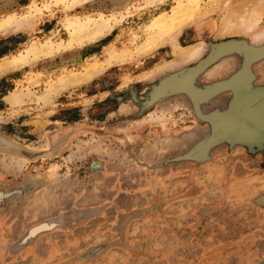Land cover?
<instances>
[{"label":"rangeland","instance_id":"1","mask_svg":"<svg viewBox=\"0 0 264 264\" xmlns=\"http://www.w3.org/2000/svg\"><path fill=\"white\" fill-rule=\"evenodd\" d=\"M188 2L0 0V135L46 154L0 151V264H264V131L227 117L264 91V0L151 27Z\"/></svg>","mask_w":264,"mask_h":264},{"label":"bare ground","instance_id":"2","mask_svg":"<svg viewBox=\"0 0 264 264\" xmlns=\"http://www.w3.org/2000/svg\"><path fill=\"white\" fill-rule=\"evenodd\" d=\"M196 6H197L196 0H189L186 7L180 6V8L176 12H174L170 17H160L159 19L154 20L151 23V27L157 30L158 34L161 32L171 31L174 28L178 29L183 24V22L186 21V19H191L196 15L195 14ZM12 21H14V17L3 19L0 22V28L5 25H10ZM68 25L71 28H73L72 29L73 37L70 41L74 43H80L82 41L89 42L90 40H94L97 36H100L105 29H108L109 27L108 20H101L97 22V21H92L89 18H85L83 21L68 20ZM69 43L71 42H68V44ZM32 47H31V51L29 50L30 52H27L26 55L32 53L31 55L38 56L41 54L43 55L48 53L50 54L52 52V49L50 48V44L47 43L41 44L40 46H32ZM195 50L192 49L191 53L195 52ZM22 60L23 61L25 60L23 55L22 57H20L19 61L22 62ZM18 101H19V96L14 95L12 97V102H18Z\"/></svg>","mask_w":264,"mask_h":264},{"label":"water","instance_id":"3","mask_svg":"<svg viewBox=\"0 0 264 264\" xmlns=\"http://www.w3.org/2000/svg\"><path fill=\"white\" fill-rule=\"evenodd\" d=\"M236 95V100L229 105L227 110L228 120L237 118L243 121L250 131H264V91L239 92ZM0 151L24 160H33L45 154L27 150L2 135H0Z\"/></svg>","mask_w":264,"mask_h":264}]
</instances>
